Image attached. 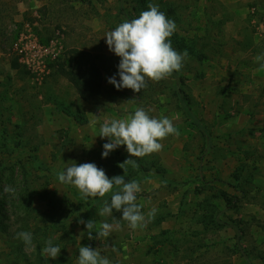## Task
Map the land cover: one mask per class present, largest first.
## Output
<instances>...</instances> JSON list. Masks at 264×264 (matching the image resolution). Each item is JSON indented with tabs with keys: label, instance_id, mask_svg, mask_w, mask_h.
<instances>
[{
	"label": "rangeland",
	"instance_id": "obj_1",
	"mask_svg": "<svg viewBox=\"0 0 264 264\" xmlns=\"http://www.w3.org/2000/svg\"><path fill=\"white\" fill-rule=\"evenodd\" d=\"M149 4L172 12V46L188 57L177 76L149 80L140 92L117 90L108 79L119 80L120 58L104 36ZM25 32L41 44L59 40L58 59L73 49L92 54L101 94L81 102L49 66L42 78L18 61L13 70V44ZM261 53L264 0H0V264H78L80 246L111 264H245L231 226L250 263L264 264V70L255 60ZM178 94L209 132L210 148ZM137 108L168 117L179 135L144 157H131L121 145L102 158L109 141L98 135L100 125ZM72 161L94 163L109 179L137 181L136 203L144 214L155 207V219L133 230L115 209L100 216L119 187L83 198L57 178ZM218 215L229 227L219 225ZM90 220L97 228L118 221L120 228L106 239H96L94 228L89 240L80 221ZM21 231L32 233V247L15 238ZM49 239L61 248L55 259L41 251Z\"/></svg>",
	"mask_w": 264,
	"mask_h": 264
},
{
	"label": "clouds",
	"instance_id": "obj_2",
	"mask_svg": "<svg viewBox=\"0 0 264 264\" xmlns=\"http://www.w3.org/2000/svg\"><path fill=\"white\" fill-rule=\"evenodd\" d=\"M176 24L168 19L159 6L149 4L148 10L142 11L138 18L131 21L125 20L114 30L108 31L106 44L108 49L120 58L118 64L119 80L115 76L108 82L117 90L127 88L133 92H140L147 87V81L159 82L167 79L173 72H179L188 57L187 50L178 52L173 48L170 37L176 31ZM260 70H264V53L255 57ZM95 124V121L92 122ZM101 138H108V143L103 144L102 158L118 146H125L131 157H144L163 148L162 140L169 135H179L173 121L168 117H151L144 108H137L134 114L124 119L104 121L99 128ZM124 163L135 165L131 159ZM123 163V164H124ZM58 181L62 184L74 186L85 199L89 197H104L111 192L114 186L119 187L110 202L105 201L99 211L100 216H112L115 209L122 212L121 219L127 222L130 229L146 227L155 219L157 209L151 208L147 214L142 213L141 205L136 203L137 193L141 192L140 184L135 181L125 182L123 176L109 179L105 171L94 163H81L74 161L57 173ZM4 192L15 194V189L6 186ZM115 219V218H114ZM85 224L88 239L94 237L92 232L97 228L95 222L80 221ZM120 228L119 222L115 225L101 222L96 232V239L108 238L114 230ZM16 239L23 241L26 247H32V233L21 231L16 234ZM61 248L54 246L51 239L45 242L42 253L55 259L60 254ZM78 264H111V261L101 255L97 249L90 246H80Z\"/></svg>",
	"mask_w": 264,
	"mask_h": 264
},
{
	"label": "trees",
	"instance_id": "obj_3",
	"mask_svg": "<svg viewBox=\"0 0 264 264\" xmlns=\"http://www.w3.org/2000/svg\"><path fill=\"white\" fill-rule=\"evenodd\" d=\"M141 6H143V3ZM164 12L167 18L170 14H172V12L169 10H164ZM170 39L172 38L170 37ZM10 66L15 71L20 68V65L18 64L16 59L10 63ZM49 67L53 69L54 76L63 77L72 85L81 102H89L101 94V89L103 85L102 72L92 54L82 50H69L63 55L62 58L57 59L52 64L50 63ZM172 75L177 76L176 72H173ZM178 99L180 101L181 109L183 110L184 114L189 119V121H191V123L194 124L196 128L201 130V132L206 135L207 148H210V134L205 128L204 124L198 118H196V116L190 111L187 100L180 97L179 94ZM81 119L83 121L81 124H85L86 121L82 117ZM74 120L77 121L76 116H74ZM155 177H158L162 179L163 182H166V180L161 175ZM219 217L220 216L218 215L217 222L219 223V225L223 227H229L228 224L221 222V219H219ZM231 227L236 233V247L238 252L244 259L245 264H251L247 253L240 246L241 234L239 229L236 226Z\"/></svg>",
	"mask_w": 264,
	"mask_h": 264
},
{
	"label": "built area",
	"instance_id": "obj_4",
	"mask_svg": "<svg viewBox=\"0 0 264 264\" xmlns=\"http://www.w3.org/2000/svg\"><path fill=\"white\" fill-rule=\"evenodd\" d=\"M17 61L37 78L48 74V66L61 55L62 46L59 40L41 44L32 34L21 33L13 44Z\"/></svg>",
	"mask_w": 264,
	"mask_h": 264
}]
</instances>
